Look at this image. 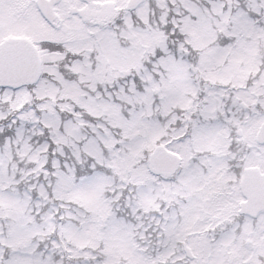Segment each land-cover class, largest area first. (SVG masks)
<instances>
[{
	"label": "snow or ice",
	"instance_id": "6c2138e0",
	"mask_svg": "<svg viewBox=\"0 0 264 264\" xmlns=\"http://www.w3.org/2000/svg\"><path fill=\"white\" fill-rule=\"evenodd\" d=\"M0 264H264V0H0Z\"/></svg>",
	"mask_w": 264,
	"mask_h": 264
}]
</instances>
